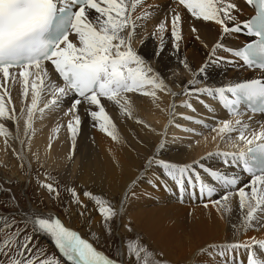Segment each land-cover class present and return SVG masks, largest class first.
Segmentation results:
<instances>
[{
    "label": "snow or ice",
    "instance_id": "1",
    "mask_svg": "<svg viewBox=\"0 0 264 264\" xmlns=\"http://www.w3.org/2000/svg\"><path fill=\"white\" fill-rule=\"evenodd\" d=\"M244 3L255 14L241 20L238 0H168L163 6L148 0H0L4 150L21 169L27 167L30 177L36 164V186L69 220L75 214L90 226L95 212L103 230L101 234L89 227L94 238L90 242L60 215L25 206L7 189L8 198L0 200L7 209L0 211V264H176L146 226L128 214L145 180L154 189L176 195L179 203L199 201L210 218L215 213L231 229V240L206 244L181 264H264V0ZM185 26L208 49L199 68L181 55ZM212 32L209 44L205 33ZM241 33H246L247 42L230 39ZM149 36L158 43L151 54H141L136 45ZM162 52L176 65L167 75L146 58H159ZM221 64L251 74L199 86L209 68ZM180 68L191 79H174ZM158 93L172 98L166 108H161ZM133 95L151 98L168 116L162 129L135 118L141 131L158 138L151 141L137 175L114 195L61 185L45 168L61 128L71 139L68 160L75 157L83 117L120 148L131 147L107 109L114 107L121 117L133 118ZM193 98L205 115L196 114ZM178 107L192 114L178 112ZM49 118L54 127L42 160L39 150L33 151L32 139L36 121ZM170 128L185 137L173 135L169 140ZM197 137L214 148L191 159L166 155L184 139L188 147L199 145ZM137 142L145 144L142 138ZM113 166L122 171L119 157L114 156ZM41 237L48 238L56 252L41 245ZM105 238L115 248L111 255L94 246Z\"/></svg>",
    "mask_w": 264,
    "mask_h": 264
},
{
    "label": "bare ground",
    "instance_id": "2",
    "mask_svg": "<svg viewBox=\"0 0 264 264\" xmlns=\"http://www.w3.org/2000/svg\"><path fill=\"white\" fill-rule=\"evenodd\" d=\"M148 2L163 6L168 0H148ZM238 3L242 9L240 19L249 18L253 11L243 0H238ZM152 27L153 25L149 23L147 28L149 33L152 31ZM184 36L185 39L181 44L180 50L181 55L187 57L194 69L199 68L206 59L208 49L203 48L198 41L194 40L187 26L184 28ZM214 37L215 32L205 33V39L209 44H211ZM165 39L167 40V36ZM230 39L237 44H243L248 41V38L241 34L233 36ZM157 43L158 41L153 40L149 36L145 38L144 44L137 43L136 46L141 54H151ZM146 58L151 60L152 66L162 75H167L169 69L176 67L174 58L170 54L165 57V53L162 52L159 58H152L150 55L146 56ZM208 72L209 74L199 86L216 84L233 76L245 77L251 74L249 71L233 69L223 64L209 68ZM174 79L184 81L191 79V76L180 68L179 77H175ZM174 90L179 91L178 88ZM12 94L15 99V90H13ZM158 95H161V108H166L172 102V98L167 94L158 93ZM133 100L135 106L133 118L121 117L118 109L114 107L107 109L117 124L120 133L126 138L128 145L131 147L125 146L120 148L105 134L92 128L87 122V118L83 117L80 133L76 140L74 159H66L71 149V139L66 130L61 128L58 138L52 141L51 155L45 161V168L51 173L56 172L62 180L70 185L85 187L93 192L103 190L108 195L118 194L123 184L137 175L136 170L143 163V157L151 151V141L158 139L147 131H141V126L136 123L135 118L139 117L157 129H162L168 120L166 112H161L152 103L151 98L133 95ZM192 102L197 107V115L206 114L203 107L194 98ZM176 103L179 104V101L177 100ZM177 111L192 114L189 110L179 107ZM177 119L178 122H183L179 118ZM53 127L54 121L51 118L43 122L39 119L36 121L37 131L32 139V148L33 151L39 150L42 160H44L43 154L47 148L49 135ZM173 135L185 137L186 134L175 128H170L169 140H171ZM141 138L145 141L144 145L137 142ZM195 139H200L201 143L188 147L187 139L178 141L166 155L172 160L191 159L197 158L214 148V144L211 142L205 146L202 137ZM221 147L223 148L224 146L221 145ZM109 148L113 149L112 153L109 152ZM114 156L119 157L122 171L113 166ZM35 169L36 164L33 163L32 173L35 172ZM24 171L25 168L21 169L18 166V162L12 153L10 151L5 152L3 137H0V200L7 199V189H11L23 205L38 208L45 212L50 209L53 214L60 215L59 209H55L52 206L49 209L39 207L32 199L29 191L23 189V181L27 178ZM41 191L43 192L42 195L44 194L47 197V194L43 190ZM136 191L138 196L128 208L129 216L146 226L149 234L165 248V251L168 252L170 258L176 264H181L192 253L196 252L198 248L206 244L231 240L232 232L227 223L218 220L215 213L210 218L207 210L203 208L199 201L189 202L185 199L184 203H179L176 195L165 192L163 189H154L147 180L142 182ZM49 202L51 203V201ZM0 211H7V209L0 204ZM60 218L67 226L78 231L82 237L89 239L90 242L94 238L89 236V227L93 231L103 233V230L97 223L101 218L95 212H92L93 223L90 226L86 225L75 214L71 220L67 218V214L65 217L60 216ZM41 238L45 239L49 247L56 252V249L48 238ZM94 246H97L98 250L101 248L98 245ZM103 250H105L106 254L111 255L106 249L103 248ZM66 264H70V262H66Z\"/></svg>",
    "mask_w": 264,
    "mask_h": 264
},
{
    "label": "rangeland",
    "instance_id": "3",
    "mask_svg": "<svg viewBox=\"0 0 264 264\" xmlns=\"http://www.w3.org/2000/svg\"><path fill=\"white\" fill-rule=\"evenodd\" d=\"M27 171H28L27 167H25V171L24 172H25L27 178H26V180L23 181V183H24L23 184V189H25V191H27V190L29 191L32 199L36 202V204L39 207L45 208V209H49L50 206H52L55 209H59V212L61 213L60 216L65 217L66 213L61 212V209L57 205H55L51 200H49L44 194L42 195L43 192L41 191V189H39L36 186V181H35L36 171L34 173H32L31 177H29V175L27 174ZM52 174H53L54 177H60L56 172H53ZM28 178H30V179H28ZM41 178L43 179V176H41ZM59 179H60L61 185L67 183L64 180H62L61 177ZM67 184H69V183H67ZM64 195L67 196V193H64ZM49 201H51V203ZM96 215H98V214H96ZM39 243L41 245L45 246L48 249L49 252H55V251H53V249H51L49 247L48 242L45 241V239L40 238ZM97 245L102 247V248H104V249H106L110 254H112L114 252V250H115L114 247H109V243L107 241V238H105L101 242V244H97Z\"/></svg>",
    "mask_w": 264,
    "mask_h": 264
}]
</instances>
